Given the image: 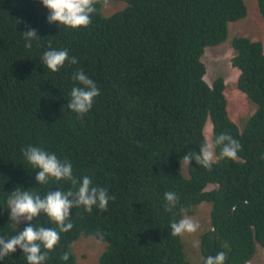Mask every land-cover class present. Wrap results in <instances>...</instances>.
<instances>
[{"label": "trees", "instance_id": "trees-1", "mask_svg": "<svg viewBox=\"0 0 264 264\" xmlns=\"http://www.w3.org/2000/svg\"><path fill=\"white\" fill-rule=\"evenodd\" d=\"M256 2L264 19V0ZM97 9L88 28L72 30L50 25L48 10L38 0H0V236L10 238L25 227L21 223L16 229L9 221L7 199L16 188L43 197L72 187L54 179L37 183L38 169L23 155L34 146L71 162L78 181L88 176L93 186L115 197L107 211L72 209L73 229L60 234L44 264H84L82 257L90 253L71 245L89 237L103 247L87 264H190L186 253L193 243L201 253L198 264L220 251L226 264L260 261L264 42L230 34L231 24L248 14L245 1L101 0ZM26 26L40 38L31 49L21 34ZM49 44L66 49L78 63L49 71L42 61ZM221 45L240 72L237 89L256 107L240 124L230 115L224 77L212 85L206 80L203 56ZM228 57L221 59V70ZM78 69L100 89L82 118L67 107ZM208 123L211 141L222 133L239 141L238 159H217L211 170L194 160L187 166L182 158L199 153ZM168 191L179 197L173 212L165 210ZM202 204L211 206L206 218ZM184 215L200 223L193 233L199 238L190 245L185 235H171V222ZM32 223L56 227L45 214ZM64 253H69L67 261L61 259ZM0 264L27 260L17 249Z\"/></svg>", "mask_w": 264, "mask_h": 264}, {"label": "clouds", "instance_id": "clouds-1", "mask_svg": "<svg viewBox=\"0 0 264 264\" xmlns=\"http://www.w3.org/2000/svg\"><path fill=\"white\" fill-rule=\"evenodd\" d=\"M40 4L48 10L47 22L62 25L72 30L86 29L92 24V18L97 13V5L101 0H38ZM106 4L107 0H103ZM25 41V48L31 49L34 41L40 38L34 28L27 27L21 33ZM42 61L47 69L53 73L59 72L67 63L76 65V57H70L66 49H55L51 44L48 50L43 53ZM73 80L77 86L71 89V100L67 107L77 113L81 118L87 114L100 95V89L96 83L87 76L83 70H77L73 75ZM212 139V138H211ZM219 148V157L216 149ZM241 144L228 133L216 136L212 141H206L199 147V153L189 152L182 160L188 166L194 160L197 165L204 169L211 170L213 163L217 159L237 160L241 151ZM26 161L38 169L35 180L38 184L44 185L50 179L55 181L70 182L72 187L67 191L56 190L47 192L43 197L30 191L16 188L7 199V210L9 221L16 228V225L25 224L22 231L16 232L10 238L0 236V260L21 250L26 257L27 264H44L47 259V252L55 249L60 243V234L71 231L74 227L71 212L74 208L83 207L85 212L91 213L93 207H98L100 211L108 210L109 200H114V196H109V192L92 185L88 176H83L81 180L73 175L72 163L67 160H60L55 153H49L39 147L28 146L23 150ZM264 159V157H262ZM166 201L165 210L173 212L179 203L178 195L173 191L164 193ZM181 213L186 209L181 208ZM41 214H45L55 228L37 227L33 225ZM175 215V213H174ZM171 235L173 237H183L186 234L196 233L200 228V223L187 215L179 220H173L170 224ZM17 229V228H16ZM101 238H102V234ZM74 246H71V249ZM227 247V245H225ZM42 249L47 250L42 252ZM62 260L69 259V253H64ZM227 256L220 251L214 256L206 257L204 264H226Z\"/></svg>", "mask_w": 264, "mask_h": 264}, {"label": "rangeland", "instance_id": "rangeland-1", "mask_svg": "<svg viewBox=\"0 0 264 264\" xmlns=\"http://www.w3.org/2000/svg\"><path fill=\"white\" fill-rule=\"evenodd\" d=\"M244 1L248 8V14L243 20L231 24L230 34L231 36H244L253 40H261L264 42V19L259 13L257 2L256 0ZM228 51V48L223 47V45L206 50V53L203 56V60H205L208 67L206 80L209 84L212 85L215 79H217L218 77H224L225 83L227 85V89L225 92L228 99V109L230 115L234 121L240 124L244 120H246V118L254 114L256 107L241 91L237 89L236 84L240 72L231 67L229 63ZM224 56L228 57V63L225 71L224 69L221 70V66L223 65L221 59ZM204 132L207 141L210 142L212 138V127L210 123L207 124ZM199 207H202V209H204L203 216L204 218H206L210 214L211 206L209 204H202ZM207 226V220H204L203 227L208 228ZM195 238L198 239L199 237L193 234H186L183 238V241L186 245H190ZM71 246L81 248L82 250H80V253H90L85 259L84 257H82V261L84 262V264H87L91 254V261L95 262L99 256L98 249L103 247L102 244L96 243V241H94L90 237L82 238L78 244H72ZM188 248L191 249V252L188 251L186 253L188 261L190 262V264H198L199 257L201 256L199 246L197 247V245L193 243L191 244V246H188ZM72 249H74V247ZM262 252L264 251L260 248L256 258H259ZM252 264H264V257H261L260 261L253 262Z\"/></svg>", "mask_w": 264, "mask_h": 264}, {"label": "bare ground", "instance_id": "bare-ground-1", "mask_svg": "<svg viewBox=\"0 0 264 264\" xmlns=\"http://www.w3.org/2000/svg\"><path fill=\"white\" fill-rule=\"evenodd\" d=\"M207 130V129H206Z\"/></svg>", "mask_w": 264, "mask_h": 264}]
</instances>
